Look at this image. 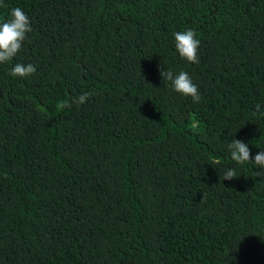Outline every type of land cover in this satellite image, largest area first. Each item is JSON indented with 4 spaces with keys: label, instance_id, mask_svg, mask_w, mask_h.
Masks as SVG:
<instances>
[{
    "label": "trees",
    "instance_id": "16d2710c",
    "mask_svg": "<svg viewBox=\"0 0 264 264\" xmlns=\"http://www.w3.org/2000/svg\"><path fill=\"white\" fill-rule=\"evenodd\" d=\"M3 2L32 32L0 64V264H264V169L228 148L264 150V0Z\"/></svg>",
    "mask_w": 264,
    "mask_h": 264
},
{
    "label": "clouds",
    "instance_id": "9594fccd",
    "mask_svg": "<svg viewBox=\"0 0 264 264\" xmlns=\"http://www.w3.org/2000/svg\"><path fill=\"white\" fill-rule=\"evenodd\" d=\"M3 0H0V8H6ZM10 19H0V64L9 63L15 58L26 39L28 34L32 32L31 21L29 16L20 7H14L10 12ZM175 47L180 57L186 60L189 64H196L199 62L198 50L200 48V40L197 38V33L192 29L183 32L174 33ZM37 71L36 66L29 63H17L11 69L10 75L12 77L27 78ZM162 82L170 81L175 92L184 97H191L194 103L201 100L198 87L193 83L189 74L181 71L178 75L170 70H163L161 66ZM93 92H85L73 98L72 103L76 105L85 104L93 95ZM70 107L71 105H65ZM257 111L260 110V105H256ZM228 148L232 160L239 166L245 163H254L261 169H264V150H261L253 157L249 146L237 139H233ZM237 173L233 168H229L223 176L224 181H232L236 179Z\"/></svg>",
    "mask_w": 264,
    "mask_h": 264
}]
</instances>
